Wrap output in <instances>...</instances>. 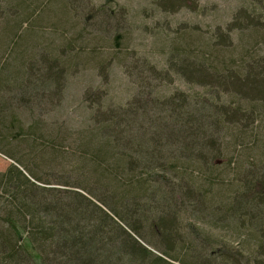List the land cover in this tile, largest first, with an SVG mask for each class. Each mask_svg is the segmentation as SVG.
<instances>
[{"label": "rangeland", "instance_id": "1", "mask_svg": "<svg viewBox=\"0 0 264 264\" xmlns=\"http://www.w3.org/2000/svg\"><path fill=\"white\" fill-rule=\"evenodd\" d=\"M256 57L264 0H0V232L32 246L6 264H75L77 228L100 235L86 264H264V103L191 69ZM204 103L215 124L185 153L112 150L109 123L156 144ZM138 175L145 187L121 188Z\"/></svg>", "mask_w": 264, "mask_h": 264}, {"label": "trees", "instance_id": "2", "mask_svg": "<svg viewBox=\"0 0 264 264\" xmlns=\"http://www.w3.org/2000/svg\"><path fill=\"white\" fill-rule=\"evenodd\" d=\"M259 58L260 57H256L254 59L255 61H253V59H250V58H242L236 66L238 70L236 73H234L233 70H230L232 69L231 66H228V65L225 66L224 64L222 66L215 67L209 64L207 61H206L207 63H204L203 61H198V60L196 61L200 63L199 64L194 63V67L191 69H193L195 76H199L200 79H198V81L202 79V76L211 77V78H214V80L216 81V84H217L216 88H220V87L233 88L235 90H238L241 93L251 95L256 98L259 97L261 102L264 103L263 102L264 101V64H263L264 61ZM251 61L253 62L251 63ZM207 67L209 70L207 69ZM256 68L258 69L256 70ZM209 72H212V73L210 74ZM202 102H203L202 100L199 101L200 104ZM204 106L205 108L202 111H200V115L198 116V113L195 111V114L192 116V118L189 121H187L186 119L187 114H181V115L178 113L175 114L177 125L182 128L179 129L178 131L168 130L166 128L162 129L156 135V141H155L156 144L144 141L145 135L149 133L148 131L144 133L142 132V134H140V131H136L135 136H133L132 133H129V134L124 133L125 132L124 130L120 131L118 129H114V127H112L113 124L109 123V126H108L109 133L111 134V137L112 136L116 137L114 141L115 144L114 146H112V150H114L115 152H118L120 148H127V145L133 146V143L135 142L130 143L127 140V138H131V139H136L141 145H144V146H154V147L157 146V150L164 148V145L167 143L175 144L176 146L179 147L180 151L185 153L184 149L185 150L187 149L188 151V148H185L184 146L185 134H189V136L193 138V146H194L196 145L195 143L202 140L204 135L208 133V132L206 133L207 122L213 119L212 124H215L216 118H214L211 114L207 113V111L210 112L212 110L211 104L204 103ZM214 110H217V108L214 107ZM146 115L147 114L145 113L144 116ZM215 117L219 118L218 112L215 114ZM134 122L135 123L138 122L137 116L134 118ZM129 124L130 123L128 122V126ZM188 124L192 126L193 128L187 132L183 131V128ZM216 124H219V121ZM114 125L117 126L116 123H114ZM193 146H192V149H193ZM192 149H190V151ZM107 150L108 149L105 146L100 147V144H99L96 150L93 149V151L96 152L94 156H98V154H100L102 158H105V156L116 158V165L118 164L119 168L124 169L129 174L130 172H134L136 170V164L131 163L129 161L126 163L125 156L123 154L120 153L118 155L117 154L113 155L112 152H109ZM193 151L194 153H197L200 156L202 149L195 146ZM97 158L103 161L101 157H97ZM103 164H105L104 161H103ZM98 166H101V165H98ZM258 178H259L258 176L251 175V180L248 181L247 184L243 187L244 190L248 191L247 193H249V196L256 189H259L258 183H257ZM131 180L132 181H129L126 184L124 182V185L121 188H124V189L129 188L131 190L132 187H135L136 189L137 185H143L145 187V184L142 181H140L139 175L132 177ZM136 180H138V182ZM158 184H159L158 182H155V185H158ZM126 194L128 195L127 191H126ZM207 194H208V191H207ZM207 194L205 195V199H207ZM243 202H244L243 206H246L248 202V196L244 198ZM133 206L135 207L134 208L135 212H137L136 211L137 208L140 207L139 203H134ZM25 218H26V215H25ZM11 228H12L10 230L11 235H8L4 232H0V261L4 260L5 264L7 263V260L9 258L10 260L13 259L14 263L16 262L15 260L17 258L14 259L15 258L14 248L17 249L16 250L17 255H20V254L27 255L26 252H29L32 249V246H29L28 244V240H25V243H23L25 249L19 248V246L17 245V240L14 241V245H12L9 242V239L14 237V238H18V240H21V236L19 232L15 230L14 224L11 225ZM13 231H16L17 237L15 236ZM77 231L79 234H77V237H75L74 240H64L63 241L65 249H68V252H71L72 255L74 254L77 255V258L70 259L71 262L72 263L74 262L75 264H86L89 261L94 262V259H96V257H94L95 253L92 250V247L96 246V244L99 242L100 235H98L96 232L95 234L91 233L87 235L82 229H78V228H77ZM42 235L43 237H45L46 231ZM5 244L10 245L8 246L10 247L9 253L5 252L4 250L2 251L1 249L3 245L6 247ZM11 247H12V250L10 251Z\"/></svg>", "mask_w": 264, "mask_h": 264}]
</instances>
